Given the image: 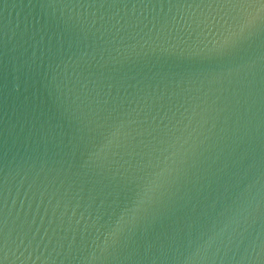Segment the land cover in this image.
Instances as JSON below:
<instances>
[{"label":"water","instance_id":"water-1","mask_svg":"<svg viewBox=\"0 0 264 264\" xmlns=\"http://www.w3.org/2000/svg\"><path fill=\"white\" fill-rule=\"evenodd\" d=\"M264 264V0H0V264Z\"/></svg>","mask_w":264,"mask_h":264},{"label":"clouds","instance_id":"clouds-1","mask_svg":"<svg viewBox=\"0 0 264 264\" xmlns=\"http://www.w3.org/2000/svg\"><path fill=\"white\" fill-rule=\"evenodd\" d=\"M203 245L195 246L186 257H184L183 264H196Z\"/></svg>","mask_w":264,"mask_h":264}]
</instances>
